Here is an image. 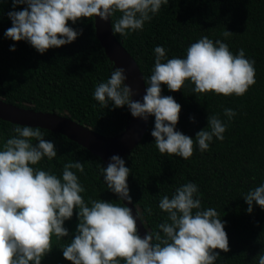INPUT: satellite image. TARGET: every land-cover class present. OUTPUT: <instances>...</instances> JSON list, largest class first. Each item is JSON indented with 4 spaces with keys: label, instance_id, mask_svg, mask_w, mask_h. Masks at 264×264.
<instances>
[{
    "label": "clouds",
    "instance_id": "clouds-1",
    "mask_svg": "<svg viewBox=\"0 0 264 264\" xmlns=\"http://www.w3.org/2000/svg\"><path fill=\"white\" fill-rule=\"evenodd\" d=\"M170 0H12L7 12L11 26L4 37L24 40L39 53L73 42L82 34L75 28L80 18L99 17L112 20V33L127 36L142 30L162 5ZM16 5L26 7L16 10ZM71 21V24L68 22ZM225 30L222 36L231 37ZM15 50V44L9 46ZM154 63L144 79L142 99H133L134 89L125 83L123 67H113L106 80L94 86L93 98L101 107L126 106L135 118L147 121L154 117L150 130L160 153L175 154L187 159L194 144L203 152L213 139L223 140L228 122L236 109L225 107L219 114H207V125L194 136L182 132L177 123L181 104L173 95H163L162 85L170 91L181 90L192 83L193 93L212 91L216 94L242 96L255 83V60L240 48L233 53L225 40L207 35L191 42L183 56L168 58L167 49L156 45ZM189 119L195 121L194 116ZM14 135L0 145V264H41L51 248V237L69 235L65 221L76 210L78 223L71 240L63 245L62 255L72 264H216L220 251H229V237L222 220L213 207L202 208L199 187L193 181L180 184L158 201L167 218L155 231L140 235L137 220L142 214L130 195L128 176L131 167L125 158L112 154L100 168L106 189L118 199L85 200V192L77 173L84 172L80 160H69L58 176L50 169L34 167L41 160L57 156L53 140L44 139L39 126L17 124ZM33 139L35 143H33ZM75 170V171H74ZM246 211L253 205L264 209V181L242 195ZM115 201V202H114ZM125 201L127 203H125ZM135 208V215L132 208ZM146 211L151 214L149 207ZM264 264V247L254 257Z\"/></svg>",
    "mask_w": 264,
    "mask_h": 264
},
{
    "label": "trees",
    "instance_id": "trees-1",
    "mask_svg": "<svg viewBox=\"0 0 264 264\" xmlns=\"http://www.w3.org/2000/svg\"><path fill=\"white\" fill-rule=\"evenodd\" d=\"M15 7L20 10L26 5ZM10 10L12 0H0V98L68 117L105 136L123 132L131 116L127 107H101L92 96L94 86L106 80L115 67L96 36L95 18H80L72 25L83 29L73 42L39 53L24 40L4 37L11 26ZM118 15L114 14L111 23ZM226 29L233 32L231 37L222 36ZM204 35L225 40L233 53L243 48L245 55L255 60V83L242 96L193 93L194 85L189 82L177 91L162 85V94L173 95L181 104L177 127L185 134L194 136L205 127L207 114H219L226 120L225 107L236 109V116L228 122L223 140L214 138L203 152L194 144L187 159L158 151L150 134L154 121L150 116L143 139L123 156L131 167L127 178L130 195L145 228L155 231L167 218L158 207L161 196L171 195L180 184L195 182L202 208H215L227 221L229 251L217 249L221 255L216 264H256L254 257L264 247V209L254 204L253 212L248 213L242 195L264 181V0H170L142 30L127 36L115 34L136 60L144 79L153 67L156 45L167 49L168 58L183 56L187 46ZM12 44L14 51L9 48ZM15 125L0 119V145L14 135ZM41 131L44 139L55 143L57 156L44 158L34 167L50 169L59 176L66 162L80 160L84 172L77 175L85 188L84 199H118L106 189L100 172L106 164L98 155L61 133ZM149 207L151 214L146 211ZM77 223L74 209L71 219L65 221L69 235L51 237L52 248L41 264H72L63 257L61 247L70 242Z\"/></svg>",
    "mask_w": 264,
    "mask_h": 264
},
{
    "label": "water",
    "instance_id": "water-1",
    "mask_svg": "<svg viewBox=\"0 0 264 264\" xmlns=\"http://www.w3.org/2000/svg\"><path fill=\"white\" fill-rule=\"evenodd\" d=\"M95 28L96 36L114 66L125 69L127 76L125 83L134 89L132 98L142 99L146 88L144 76L136 60L112 33L111 20L104 21L97 17ZM0 119L14 124L39 126L61 133L98 155L107 164L112 154H119L123 157L140 143L147 131L150 117L144 121L131 115L123 132L115 136H105L68 117L20 107L0 98ZM129 207L135 215L134 206L129 204ZM137 226L140 235L143 236L146 232L145 226L139 220H137Z\"/></svg>",
    "mask_w": 264,
    "mask_h": 264
}]
</instances>
